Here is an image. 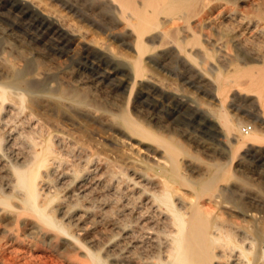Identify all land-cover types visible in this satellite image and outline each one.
Listing matches in <instances>:
<instances>
[{
    "label": "bare ground",
    "instance_id": "obj_1",
    "mask_svg": "<svg viewBox=\"0 0 264 264\" xmlns=\"http://www.w3.org/2000/svg\"><path fill=\"white\" fill-rule=\"evenodd\" d=\"M64 2L106 22L126 67L106 84L0 27V264H264L261 191L225 177L230 152L181 156L147 106L186 102L190 82L220 105L241 97L259 126L221 128L264 144V0Z\"/></svg>",
    "mask_w": 264,
    "mask_h": 264
},
{
    "label": "rangeland",
    "instance_id": "obj_2",
    "mask_svg": "<svg viewBox=\"0 0 264 264\" xmlns=\"http://www.w3.org/2000/svg\"><path fill=\"white\" fill-rule=\"evenodd\" d=\"M55 18L79 27L93 41L85 44L72 39L64 28L56 24ZM105 25L106 22L92 21L79 10L68 6L64 0H0V27L11 30L19 38L57 57L63 68L82 72L111 84L116 78L109 71L114 70L119 74L126 67L123 55H118V51L126 52L127 47L119 36L109 33ZM100 74L108 77L102 79ZM195 75L199 76L196 73ZM170 76L173 80L180 81V77L174 72ZM45 82L39 84L48 85L49 82ZM188 84L186 102L151 100L147 105L159 118L167 119L172 124L176 132L172 144L179 148L181 156L186 154L184 157H192L190 160L198 165H208L210 161H214L209 157L215 152L232 153L233 161L223 164L225 177L239 179L249 189L254 186L255 189H252L260 190L264 197V144L237 146L226 137L221 128L225 115L237 122L241 132V125L244 123L251 124L252 128L258 127L260 122L256 119L257 106L244 102L241 97L236 98L241 99V103L235 104L232 95L220 105L213 92L198 89L191 82ZM185 129L188 132L187 138L180 136ZM239 159L241 167L236 165ZM238 168H243L242 174L236 172ZM181 170L185 177H191L182 163Z\"/></svg>",
    "mask_w": 264,
    "mask_h": 264
},
{
    "label": "built area",
    "instance_id": "obj_3",
    "mask_svg": "<svg viewBox=\"0 0 264 264\" xmlns=\"http://www.w3.org/2000/svg\"><path fill=\"white\" fill-rule=\"evenodd\" d=\"M250 127H251V124H249V123H244V124L241 125V130H242L243 132H247V131L250 129Z\"/></svg>",
    "mask_w": 264,
    "mask_h": 264
}]
</instances>
